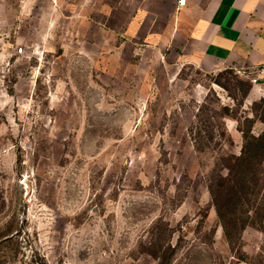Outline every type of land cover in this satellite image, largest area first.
Returning a JSON list of instances; mask_svg holds the SVG:
<instances>
[{
    "label": "rangeland",
    "instance_id": "1",
    "mask_svg": "<svg viewBox=\"0 0 264 264\" xmlns=\"http://www.w3.org/2000/svg\"><path fill=\"white\" fill-rule=\"evenodd\" d=\"M237 70L0 0V264H264V152L232 190L264 80Z\"/></svg>",
    "mask_w": 264,
    "mask_h": 264
},
{
    "label": "crops",
    "instance_id": "2",
    "mask_svg": "<svg viewBox=\"0 0 264 264\" xmlns=\"http://www.w3.org/2000/svg\"><path fill=\"white\" fill-rule=\"evenodd\" d=\"M49 1L168 63L253 73L264 67V0Z\"/></svg>",
    "mask_w": 264,
    "mask_h": 264
},
{
    "label": "trees",
    "instance_id": "3",
    "mask_svg": "<svg viewBox=\"0 0 264 264\" xmlns=\"http://www.w3.org/2000/svg\"><path fill=\"white\" fill-rule=\"evenodd\" d=\"M262 121L264 122V118ZM243 134L245 135V145L242 149V154L236 159V166L234 165V168L237 167V171L232 181V190H234V193L236 194L237 192L235 189L242 184L241 182H245V178L248 177V167L251 164L250 161L255 160V156L258 157L264 152V132L259 136H253L249 131L243 132ZM229 225L232 226L231 221L229 222Z\"/></svg>",
    "mask_w": 264,
    "mask_h": 264
},
{
    "label": "built area",
    "instance_id": "4",
    "mask_svg": "<svg viewBox=\"0 0 264 264\" xmlns=\"http://www.w3.org/2000/svg\"><path fill=\"white\" fill-rule=\"evenodd\" d=\"M186 0H179L180 5H184ZM19 52H22V49H19ZM238 73L245 75L247 78L250 79L251 83L255 86L259 83V78L264 76V67L258 68L255 73L257 74L255 77H251L250 75L253 73L250 70L246 69H239L237 70Z\"/></svg>",
    "mask_w": 264,
    "mask_h": 264
}]
</instances>
